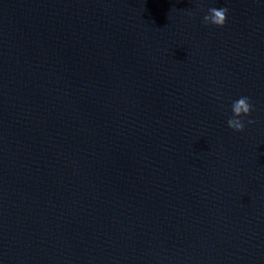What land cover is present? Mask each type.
Listing matches in <instances>:
<instances>
[{
  "label": "water",
  "instance_id": "1",
  "mask_svg": "<svg viewBox=\"0 0 264 264\" xmlns=\"http://www.w3.org/2000/svg\"><path fill=\"white\" fill-rule=\"evenodd\" d=\"M0 264H264V0H0Z\"/></svg>",
  "mask_w": 264,
  "mask_h": 264
},
{
  "label": "clouds",
  "instance_id": "2",
  "mask_svg": "<svg viewBox=\"0 0 264 264\" xmlns=\"http://www.w3.org/2000/svg\"><path fill=\"white\" fill-rule=\"evenodd\" d=\"M227 13V8H209L208 14L203 17V22L205 25L223 27L227 19ZM231 110L233 115L227 121L228 127L237 132L244 131L245 124L243 122V117L249 116L253 111L249 98L246 96L240 97L238 100L233 102ZM247 123L254 124L255 121L249 119Z\"/></svg>",
  "mask_w": 264,
  "mask_h": 264
}]
</instances>
